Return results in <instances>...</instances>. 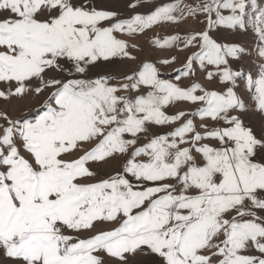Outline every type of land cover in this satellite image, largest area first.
<instances>
[{
  "label": "snow or ice",
  "instance_id": "6c2138e0",
  "mask_svg": "<svg viewBox=\"0 0 264 264\" xmlns=\"http://www.w3.org/2000/svg\"><path fill=\"white\" fill-rule=\"evenodd\" d=\"M90 4L0 0V82L7 85L0 100L48 93L17 117L0 110V255L12 264H105L106 258L129 264L136 256L153 264H264V215H258L264 213V139L231 114L248 110L234 90L241 73L222 69L220 80L229 85L223 92L160 79L150 62L120 78L90 77L100 61L135 59L115 33L132 36L185 18L179 2L122 20ZM186 9L206 14L207 30L183 42L199 47L183 75L194 60L201 68L219 67L245 51L214 37V29L251 26L264 61V8L257 0H203ZM246 83L254 110L264 116V63ZM180 101L202 106L165 112ZM186 116L220 126L201 123L200 131ZM173 125L165 134L152 132ZM118 156L126 157L121 169L96 179L91 165ZM100 223L117 226L96 230ZM85 232L91 234L82 237Z\"/></svg>",
  "mask_w": 264,
  "mask_h": 264
},
{
  "label": "rangeland",
  "instance_id": "374dc122",
  "mask_svg": "<svg viewBox=\"0 0 264 264\" xmlns=\"http://www.w3.org/2000/svg\"><path fill=\"white\" fill-rule=\"evenodd\" d=\"M179 2L180 7L184 8L185 18L177 23L164 22L154 25L152 28L147 29L143 32L134 34L132 36L126 33H115L117 38L127 41L129 44V52L135 57L134 60L127 58H112L109 61H100L94 67H91L88 75L95 77L98 75H111L116 78L123 77L124 75L131 74L137 71L144 62L152 63L158 70L160 79L167 80L171 83H176L180 87L188 88L193 84H199L205 90H215L219 92L226 91V83H222L220 80V73L224 67H229L234 72H240L241 75L236 78L235 91L241 97V99L248 106V110L245 112H233L232 115H239L244 123L250 126L258 139H264V116L254 110V101H252L250 93L247 90V77L252 75L256 78L258 75L259 65L264 63L257 54L256 49V38L250 30L245 32L243 30L231 29H214L212 35L217 37L219 40L224 42H235L238 43L245 51L239 55V58L228 57L227 65H209L205 62L203 68L200 66L198 60H194L192 69L189 75H183L186 71L187 58L192 56L193 53L199 51L198 45L189 47L184 46V41L191 34L207 30V19L206 14L199 13L198 15L192 16L187 14L186 6H196L203 3V0H91L90 6H94L97 9L108 10L117 13V20L127 19L131 16L139 14H148L154 10L155 7ZM131 4H138L137 7H130ZM257 7L264 8V0H257ZM251 11V7L247 9ZM180 15L179 12L175 13ZM223 14L227 15V10L223 11ZM8 15V13H4ZM213 18L214 15H213ZM115 22V21H112ZM103 26H108L105 23ZM179 36L181 40L173 46L159 47L156 46L153 41L160 39L163 41L169 36ZM173 57L175 59L173 60ZM164 60L171 61L170 63H163ZM209 72L215 73L213 78L209 80L207 74ZM48 75H57L56 73H48ZM179 77V79H177ZM36 82L33 81V84ZM112 83H116L113 80ZM7 87L6 84L0 82V90H4ZM48 93L40 97L27 96L23 100H11L10 102H4L0 100V110L7 111L12 117L21 115L22 112H26L30 109L38 107L39 103L44 99ZM197 94H202L199 91ZM202 105L198 102L193 104L191 102H174L165 108V112L169 115H174L180 111L186 113H194ZM192 118L196 124L198 130L203 131L199 128L201 123L207 124L209 128L220 126L219 123L211 121L210 119L200 120L198 116H186L184 120ZM179 123V122H178ZM222 123V122H221ZM169 126H158L152 128V132L157 134H165L172 130L173 127ZM144 139L141 138L139 143H143ZM206 143L215 144V141H204ZM260 157L258 156L257 159ZM126 159L125 156H118L116 159L107 161L106 163L93 164L91 167L97 171L98 175L96 179L105 178L108 175L113 174L121 169V165ZM131 179V178H130ZM258 215H264V213L258 212ZM117 226L112 223H100L96 225V230H109ZM91 233H82V237L88 236ZM248 254L259 255L258 252L252 251ZM0 264H12L11 260L5 259L3 255H0ZM105 264H116L114 260H108L106 258ZM129 264H153V260L150 257L136 256L135 258L129 259Z\"/></svg>",
  "mask_w": 264,
  "mask_h": 264
}]
</instances>
